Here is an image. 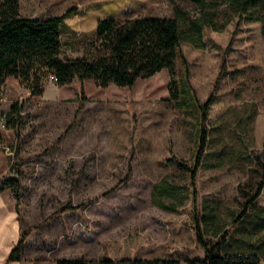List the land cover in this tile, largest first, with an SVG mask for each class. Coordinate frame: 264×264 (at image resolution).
Wrapping results in <instances>:
<instances>
[{"label":"rangeland","instance_id":"374dc122","mask_svg":"<svg viewBox=\"0 0 264 264\" xmlns=\"http://www.w3.org/2000/svg\"><path fill=\"white\" fill-rule=\"evenodd\" d=\"M212 2L214 0H205ZM30 18L61 16L69 9L76 31L63 38L65 58L96 56L93 41L100 19L175 17V6L193 19L198 0H20ZM227 9L221 2L219 22ZM185 28L189 25L183 22ZM190 81L201 103L214 98L206 122L210 130L204 164L195 181L171 160L194 165L196 120L170 98L168 70L130 87H99L78 78L60 87L50 78L44 95L33 96L9 78L0 99V120L14 103L24 106L19 132L3 129L11 168L22 181L13 195L22 233L29 232L28 258L52 263L60 258L204 259L196 216L218 207L227 229L242 209L239 185L257 157H264V38L256 23L224 30L205 28L198 45L183 43ZM186 66L177 63V79ZM86 97V99H84ZM9 131L8 133L6 131ZM249 157L247 160L245 158ZM223 159V160H222ZM222 164L219 167L215 165ZM130 175V177H129ZM165 178L180 187L178 212L155 204V186ZM264 206V190L257 201ZM214 240V235L206 231ZM37 260V261H38Z\"/></svg>","mask_w":264,"mask_h":264},{"label":"trees","instance_id":"16d2710c","mask_svg":"<svg viewBox=\"0 0 264 264\" xmlns=\"http://www.w3.org/2000/svg\"><path fill=\"white\" fill-rule=\"evenodd\" d=\"M221 2L227 6L222 23L218 17ZM198 5L202 13L197 19L179 6H175V17L145 16L125 21L101 19L92 42L96 56L65 58L62 56V36L71 30L67 19L74 9L61 16L30 18L22 14L20 0H0V99L9 78L18 80L31 95L42 96L45 92L44 82L51 76L57 78L56 84L60 87L78 78L82 82L92 79L102 88L112 84L132 88L138 80L149 79L168 70L171 76L170 98L165 101L175 102L182 112L192 116L197 123L194 165L175 159L171 162L195 181L209 146L210 130L206 122L214 98L210 97L203 103L197 98L190 81L191 73L183 43L187 41L198 45L203 40L205 28L224 30L236 18L239 24H259L264 38V0H198ZM183 22H187L189 27L185 28ZM179 61L186 66L181 79H177ZM23 111V105H12L4 118L8 129L19 132ZM3 141L0 130L1 145ZM18 164L14 163L9 174L0 179V194L11 191L16 199L20 197L22 181L12 174L20 171ZM220 165L217 163L215 166ZM179 188L165 178L155 186V204L166 211L178 212L184 200ZM238 188L242 209L238 215H233L234 231L227 229L229 225L222 221L218 207L206 206L208 212L195 218L197 241L205 249L206 256L204 259L187 260L186 264H261L264 261V206L257 204L264 190V157H257L250 177ZM206 231L214 235V240L207 236ZM28 236L29 232L24 231L8 262L22 260ZM56 264L182 263L173 258H60Z\"/></svg>","mask_w":264,"mask_h":264},{"label":"crops","instance_id":"0c3cea01","mask_svg":"<svg viewBox=\"0 0 264 264\" xmlns=\"http://www.w3.org/2000/svg\"><path fill=\"white\" fill-rule=\"evenodd\" d=\"M77 13L78 11L74 9L72 16L67 19V23L71 27V30L65 32L62 39L66 36L72 37L73 32L76 31V27L73 25V17ZM100 20H98V22ZM6 132L8 133L9 131L7 130ZM3 137L4 144L7 142V139L4 134ZM10 170L11 164L9 158L0 154V179L5 178ZM13 198L11 191L0 194V264H56V260L52 263H47L45 260L42 261L38 259L33 261V259L28 258V253L32 255L34 252H30L26 246L23 250L21 261L8 262L11 253L18 245L23 234L19 214L13 206ZM261 264H264V261Z\"/></svg>","mask_w":264,"mask_h":264},{"label":"built area","instance_id":"2783aa9c","mask_svg":"<svg viewBox=\"0 0 264 264\" xmlns=\"http://www.w3.org/2000/svg\"><path fill=\"white\" fill-rule=\"evenodd\" d=\"M50 80L52 82H54V83H57V78L55 76H51L50 77ZM0 127L3 128V129H6L7 128L6 121L3 118L0 120ZM2 148L6 149L10 155H14V153L8 147H4V146H2L0 144V149H2ZM12 175H15V173H13Z\"/></svg>","mask_w":264,"mask_h":264},{"label":"bare ground","instance_id":"6f19581e","mask_svg":"<svg viewBox=\"0 0 264 264\" xmlns=\"http://www.w3.org/2000/svg\"><path fill=\"white\" fill-rule=\"evenodd\" d=\"M12 176V175H11Z\"/></svg>","mask_w":264,"mask_h":264}]
</instances>
